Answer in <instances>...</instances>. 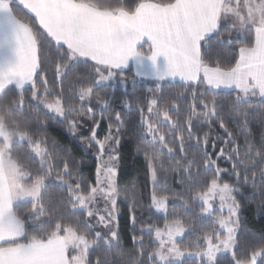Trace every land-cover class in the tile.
Listing matches in <instances>:
<instances>
[{"label":"snow or ice","instance_id":"1","mask_svg":"<svg viewBox=\"0 0 264 264\" xmlns=\"http://www.w3.org/2000/svg\"><path fill=\"white\" fill-rule=\"evenodd\" d=\"M250 205L264 0H0V264H264Z\"/></svg>","mask_w":264,"mask_h":264},{"label":"trees","instance_id":"2","mask_svg":"<svg viewBox=\"0 0 264 264\" xmlns=\"http://www.w3.org/2000/svg\"><path fill=\"white\" fill-rule=\"evenodd\" d=\"M126 75L130 78L134 75L132 69L126 71ZM137 80L138 88H146L152 85V81ZM122 87H117V94L123 92ZM131 83L128 86V91H131ZM257 135H259V128L255 129ZM52 135L57 136L63 143H73L76 148L77 154L82 152L81 147L70 140V138L59 128L57 125H52L50 128ZM122 161H121V179L122 183L137 180L142 186L146 184L145 180V166L141 157L137 156L134 151V143L131 139L124 142V146L121 149ZM86 166L84 168L85 173L90 174L94 169V158L91 154L86 157ZM242 218L249 233H251L257 240L264 235V214H262L255 205L246 206L242 209ZM126 224V217L122 219V228Z\"/></svg>","mask_w":264,"mask_h":264},{"label":"crops","instance_id":"3","mask_svg":"<svg viewBox=\"0 0 264 264\" xmlns=\"http://www.w3.org/2000/svg\"><path fill=\"white\" fill-rule=\"evenodd\" d=\"M129 69H132V70L134 71V73H135V65H134V64H130ZM137 78H138L139 80L150 81V80H148V79H146V78H140V77H137Z\"/></svg>","mask_w":264,"mask_h":264}]
</instances>
